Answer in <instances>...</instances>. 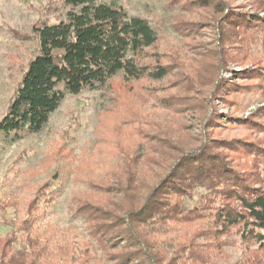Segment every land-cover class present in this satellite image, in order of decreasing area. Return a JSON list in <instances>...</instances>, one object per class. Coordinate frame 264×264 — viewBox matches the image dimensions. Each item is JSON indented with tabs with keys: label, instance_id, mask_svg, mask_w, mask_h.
<instances>
[{
	"label": "rangeland",
	"instance_id": "1",
	"mask_svg": "<svg viewBox=\"0 0 264 264\" xmlns=\"http://www.w3.org/2000/svg\"><path fill=\"white\" fill-rule=\"evenodd\" d=\"M57 1L0 0V120L39 53L35 25L63 19L55 9ZM227 1L238 16L264 19V0ZM102 2L152 24L159 41L146 50L143 62L164 65L169 75L141 82L118 75L97 91L66 96L38 134L15 138L0 131V264H114L112 251L94 236L79 208L88 203L107 211L128 206L167 173L171 157L200 147L198 109L210 99L213 86L207 84L220 56L225 55L224 88L211 104L218 116L207 131L209 142L242 170L251 167V157L219 149V142L245 141L264 148L260 41L246 38L240 44L230 35L218 44L214 27L205 25L213 12L193 8L191 0ZM201 192L196 191L195 201ZM156 227L158 243L169 256L177 254L182 236L199 228ZM205 242L200 239L198 245ZM246 248L238 237L227 240L217 264L253 257L256 248ZM208 250L214 256L221 252L203 251Z\"/></svg>",
	"mask_w": 264,
	"mask_h": 264
},
{
	"label": "trees",
	"instance_id": "2",
	"mask_svg": "<svg viewBox=\"0 0 264 264\" xmlns=\"http://www.w3.org/2000/svg\"><path fill=\"white\" fill-rule=\"evenodd\" d=\"M190 4L213 12L205 25L214 27L218 44L234 35L237 43L249 38L264 45V19L238 16L227 0H191ZM55 9L63 19L34 27L39 53L28 64L0 120V131L8 136L42 132L66 96L97 91L118 75L126 82L160 81L169 75L168 67L143 62L146 50L159 41L146 18L132 17L127 9L102 0H58ZM227 28L230 32L225 34ZM224 58H217L219 68L207 84L213 86L211 100L198 109L197 120L203 125L200 147L171 157L167 173L145 197L128 206L107 211L88 203L79 208L94 236L112 251L114 264H217L224 258L223 244L233 237L240 238L247 250L251 245L256 248L253 257L235 264H264V148L245 141H220L219 149L251 157V167L242 170L226 153L214 150L207 136L218 116L211 104L224 88ZM198 190L202 194L195 201ZM168 225L199 227L178 240L174 256L156 238V226L168 230ZM200 239L205 245H198ZM205 248L221 252L214 256Z\"/></svg>",
	"mask_w": 264,
	"mask_h": 264
}]
</instances>
